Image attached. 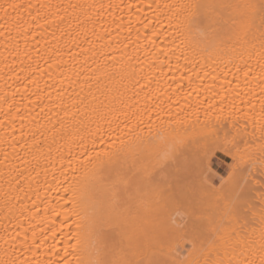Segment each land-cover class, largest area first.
<instances>
[{
	"label": "snow or ice",
	"instance_id": "1",
	"mask_svg": "<svg viewBox=\"0 0 264 264\" xmlns=\"http://www.w3.org/2000/svg\"><path fill=\"white\" fill-rule=\"evenodd\" d=\"M106 11L123 37L115 46ZM65 22L84 31L65 33ZM85 22L107 41L99 50L78 42L91 43ZM46 25L61 36L33 50ZM0 39L14 72L23 41L17 80L36 89L33 106L39 81L69 68L65 55L103 56L88 67L87 95L60 92L63 116L2 153L0 264H264V0H0ZM102 66L112 86L93 92ZM20 111L8 104L0 127ZM220 154L231 160L222 175Z\"/></svg>",
	"mask_w": 264,
	"mask_h": 264
},
{
	"label": "bare ground",
	"instance_id": "2",
	"mask_svg": "<svg viewBox=\"0 0 264 264\" xmlns=\"http://www.w3.org/2000/svg\"><path fill=\"white\" fill-rule=\"evenodd\" d=\"M44 3H51V4H59V3H69V0H42ZM73 3L81 2V0H71ZM91 2V0H89ZM97 3L100 2V0H96ZM104 3H107L108 0H103ZM115 3H119V0H113ZM127 2V0H126ZM133 3H136L137 0H132ZM150 2V0H145V3ZM144 11L151 15V10L147 9L145 7ZM117 17H119L120 13H116ZM125 19H127V10H125ZM142 15V14H141ZM104 16L108 20V24L105 25V27H108L110 25L109 30L111 31V34L113 36V46H115V41L117 39H122L123 37H117V32L119 31L116 29V25L111 23V17L109 16L108 12L106 11L104 13ZM41 23H43V20H41ZM87 35L91 43H84V35H80L78 42L82 44L83 47L86 48H96L99 50L101 48V45H106V40H100L97 41L91 34V25H88L87 22ZM57 24L59 22L57 21ZM60 27L63 29L65 33H70L72 36H76L77 32H83L84 29L80 28L78 29L75 24L72 25L70 28L65 22L63 25H60ZM45 28L47 31L45 32L44 37L37 36L36 40L29 39V46L35 50L36 48L43 49L45 46V43L47 40H51L52 36L51 33L55 32L56 36H61V32L57 30L56 25H46ZM38 31H44L43 29H40ZM97 33L103 34L102 29H100L99 24H97ZM67 39V37H65ZM37 40L39 43H37ZM21 49V55L17 57V65H16V71H11L8 66L11 65L13 56L11 54V49L9 51H5V42L0 39V97H3L4 99H0V120H3V112L8 111V104L15 103L18 107H20L21 111L16 114L17 118L9 124L7 121L5 122L4 127H0V141H6L5 143H0V160L3 159V151L7 150L9 153L13 152L12 147L9 145L16 144L17 151H19V142L13 139L14 136L18 137L20 132L23 131L26 133L25 140L29 142V145H31L32 138L31 133L36 132V129L39 127L41 131H45L47 128L52 127L51 122H55L57 119H59L60 116H63V112L57 107L59 104V93L64 92V99L67 101L69 94H73V89L76 91H81V88L83 87L82 95H87L88 90L86 86L83 85V81L85 80L87 75H90L88 73V67L92 66L95 67L93 64V59L96 60L97 63H100L102 65L103 62V56L97 55L93 58H89L87 65H84L85 56L79 57V62L71 61L70 58L65 55L63 57L64 60L69 62V68L65 70L63 73H61L58 69H52V78L49 79L48 77H45L39 81L40 85V91L38 92V95L41 97V101L38 102V106H33L30 104V100H35L36 97L32 95L33 92H36V89L33 88L31 85L29 86V89L27 92L24 91L21 81L17 80V73L19 72V60L25 59L23 56L24 51V44L23 41H21L20 44ZM76 51H79V49H75ZM67 51V49H65ZM104 52H111V48L104 47ZM129 51H131V48H129ZM7 56L8 60L5 61L4 57ZM89 56H91V53H89ZM25 63H27V60H25ZM41 65L46 67L44 65L43 61H40ZM175 63V61H173ZM75 65V66H73ZM81 65H84V67H81ZM33 67H35V64H33ZM223 67V65H221ZM104 71L112 72L114 71L113 68H103L101 67L100 72L97 73V75H101V81L97 85L95 82L93 86V92L96 91L97 87H104L105 85H108L111 87L112 85L109 84V81L106 77H103L102 73ZM77 74H79V82L77 78ZM27 75V73H20V76L23 77ZM229 79H231V76H229ZM45 80H47L48 85H51V87H47L45 85ZM27 81H24L26 83ZM71 85V87H70ZM17 87L21 88V91L19 93H16L13 97V93H15V90ZM27 97V98H25ZM5 99L7 100V103H5ZM41 108L44 109L43 112H41ZM72 109H70L71 111ZM15 112V109H13ZM59 113V116L57 115ZM23 115L24 120L21 121L19 119V116ZM201 116H203V113H201ZM66 120L68 118H65ZM165 120L168 119V117H164ZM23 125V127H22ZM166 127V126H165ZM13 128L15 131H13ZM175 128V135L178 136H184L186 134L185 128L180 126H174ZM148 129L147 126H145V133H147ZM187 131H191V128L189 127ZM49 136V139L47 143H50V134L47 132L45 133ZM156 134V129H153V135ZM43 137L40 136L39 132H37V140H41ZM35 148H33V152H35ZM20 155H23V152H20ZM65 166H67V155L65 153ZM13 165L23 167V165L20 164V159L17 157L13 161ZM59 162H57V169L59 168ZM5 173V167L3 164H0V203H2V197L5 190L8 189L9 185L7 183L8 177L4 175ZM57 175H59V172H57ZM49 176H51V172L49 173ZM43 176L40 177V180L43 181ZM63 179V177H61ZM25 183V187H26ZM15 187V185H13ZM55 191H53L50 194V198L55 196ZM41 195L43 196L44 193L42 192ZM30 206V205H29Z\"/></svg>",
	"mask_w": 264,
	"mask_h": 264
},
{
	"label": "rangeland",
	"instance_id": "3",
	"mask_svg": "<svg viewBox=\"0 0 264 264\" xmlns=\"http://www.w3.org/2000/svg\"><path fill=\"white\" fill-rule=\"evenodd\" d=\"M231 163L230 158L225 159L223 154H220L219 158L216 159L215 167L213 171L217 172L218 175H222L227 171L228 165Z\"/></svg>",
	"mask_w": 264,
	"mask_h": 264
}]
</instances>
